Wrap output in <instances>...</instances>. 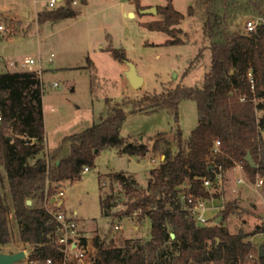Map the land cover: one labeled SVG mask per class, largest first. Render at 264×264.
Returning <instances> with one entry per match:
<instances>
[{
    "label": "trees",
    "instance_id": "obj_1",
    "mask_svg": "<svg viewBox=\"0 0 264 264\" xmlns=\"http://www.w3.org/2000/svg\"><path fill=\"white\" fill-rule=\"evenodd\" d=\"M74 1L66 0L57 9L40 11L39 21L76 16ZM168 1L161 7L165 18L149 22L147 27L170 34L167 44L186 43L185 38L177 36L182 28L170 26L179 23L185 13L175 8L173 0ZM247 10L256 11L262 21L257 29L243 32L235 21ZM188 13L198 15L208 42L206 48L212 53L201 83H178L136 100L123 98L112 103L109 98L106 116L67 135L53 150H47L40 72H0V245L14 240L9 218L13 208L20 224V239L32 248L30 258L43 261L59 255L60 245L54 237L56 221L45 208L46 196L56 193L65 180L81 179L84 167L94 166L104 148L113 147L141 157L152 147L158 149V139L150 146L145 140H132L121 134L128 114L167 110L178 121L181 101L190 98L198 103L199 123L189 136L180 126L177 128L176 149L165 148L162 161L150 171L147 186L123 169L100 174V189L104 176H109L111 182L110 191L101 192L103 214L116 215L112 209L117 201H122L126 205L124 213L140 209L142 217L150 219L152 235L106 245L97 234V264H244L254 259L255 246L248 237L259 230L232 232L226 224L235 208L232 204L226 206L215 223H199L190 208V195L217 197L219 193L204 181L215 179L220 166L224 171L239 162L248 172L264 175V0H194ZM206 48L191 59L185 74L197 66ZM110 49L116 58L127 59L124 49ZM218 140L220 145L216 147ZM248 151L257 166L246 159ZM257 256L264 264V256Z\"/></svg>",
    "mask_w": 264,
    "mask_h": 264
},
{
    "label": "rangeland",
    "instance_id": "obj_2",
    "mask_svg": "<svg viewBox=\"0 0 264 264\" xmlns=\"http://www.w3.org/2000/svg\"><path fill=\"white\" fill-rule=\"evenodd\" d=\"M49 1L0 0V24L5 26L0 29V72L41 69L48 151L59 147L67 135L82 131L106 116L109 98L112 103L123 98L136 100L178 83L199 84L210 67L212 53L209 47L206 48L208 42L203 37L202 23L197 14L188 13L194 0H173L175 8L185 13L179 23L170 25L182 28L177 31V36L187 40L183 44H167L170 34L147 27V23L165 18L161 7L168 0H140L138 3L134 0H88L87 3L75 0L76 16L48 19L42 23L38 16L40 11L57 9L66 2L59 0L52 7ZM149 6H157L158 11H141ZM258 17L256 11L247 10L238 16L235 26L247 32V22ZM111 47L124 49L127 59L116 58ZM203 47L206 49L202 59L185 74L191 59ZM48 56L50 60H47ZM31 57L36 63H26ZM128 61H134L144 76L142 86L132 85L126 73L130 67ZM198 123V103L190 98L181 101L178 121L167 110L129 113L121 134L132 140H145L150 146L158 139L159 148L152 147L143 157L121 153L113 147L104 148L95 165L90 166L81 179L61 182L58 190H65L62 198L65 204L62 202L61 208L76 213L94 248L97 234L106 245H120L130 237L148 239L152 235L150 219L142 217L140 209L132 214L124 213L126 205L122 201H117L112 209L116 215L103 214L101 192L110 191L111 182L109 176H104L100 189V174L123 169L147 186L150 171L162 161L165 148L176 149L177 128L180 126L185 136H189ZM223 172L222 183H215L210 188L219 195L204 198L201 213L208 224H213L223 216L226 206L232 204L235 208L226 218L232 232L259 230L248 237L255 246V257L244 264H262L257 253L259 255L260 245L264 244V183L257 185L256 181L264 179V175L248 172L239 162ZM2 174L5 175L3 171ZM241 177L245 181H240ZM182 196L184 199L185 195ZM9 218L14 240L0 245V249L4 252L27 249L29 255L31 249L20 239V224L13 208ZM14 264H30L29 257Z\"/></svg>",
    "mask_w": 264,
    "mask_h": 264
},
{
    "label": "built area",
    "instance_id": "obj_3",
    "mask_svg": "<svg viewBox=\"0 0 264 264\" xmlns=\"http://www.w3.org/2000/svg\"><path fill=\"white\" fill-rule=\"evenodd\" d=\"M59 0H50L49 6H56ZM261 18L258 17L257 20H249L246 24L247 31L257 29L258 24L261 22ZM0 29H5L3 24H0ZM51 57L48 56L47 60ZM28 64L36 63L34 57L28 58L26 60ZM41 66V60L39 61ZM41 73V69H38ZM3 119L2 112L0 110V122ZM220 141H216V147H219ZM90 170V166H85L83 173ZM223 171L222 166H220V171H216L215 179L206 178L204 184L211 188L215 183L222 182ZM240 181H245L244 178H240ZM257 185H262L264 183L263 178H258L256 181ZM65 195V190L60 189L53 195L46 196L45 208L52 214L56 221L55 230V242L60 245L61 253L56 256H49L45 260L31 259L30 253L28 255V250L26 249L27 256L29 257L30 264H97V260L94 255V246L89 243L87 239L88 236L85 231L82 230L80 221L74 212L69 213L66 209L61 208V203L63 202V197ZM190 201L193 205L190 206L195 218L199 223L207 224V218L201 213L204 209V198L190 195ZM122 224V223H121ZM117 227L120 225L117 224ZM32 249V248H30Z\"/></svg>",
    "mask_w": 264,
    "mask_h": 264
},
{
    "label": "water",
    "instance_id": "obj_4",
    "mask_svg": "<svg viewBox=\"0 0 264 264\" xmlns=\"http://www.w3.org/2000/svg\"><path fill=\"white\" fill-rule=\"evenodd\" d=\"M142 12H157L158 11V7L157 6H149L146 8H143L141 10ZM28 14V13H27ZM129 62V69L126 71L127 76L129 77L132 85L134 87H140L144 84V76L141 75L139 73V70L137 68V64L134 61H128ZM246 159L253 165V166H257L258 164L256 163V161L254 160L253 154L251 153V151H248L247 155H246ZM172 235L175 236V233L172 232ZM94 255L96 260L98 261L100 258V252L98 250V248L94 249ZM27 253H26V249H21L18 250L16 252H3L0 251V264H14L15 262L19 261V260H23L24 258H26ZM259 256L263 257L264 256V244L260 245L259 248Z\"/></svg>",
    "mask_w": 264,
    "mask_h": 264
},
{
    "label": "crops",
    "instance_id": "obj_5",
    "mask_svg": "<svg viewBox=\"0 0 264 264\" xmlns=\"http://www.w3.org/2000/svg\"><path fill=\"white\" fill-rule=\"evenodd\" d=\"M30 14V13H29ZM0 60H2V58L0 57ZM137 68H138V66H137ZM27 69V68H26ZM21 70H23V69H21ZM144 81H145V78H144ZM263 136H264V131H263ZM48 150V149H47ZM224 173V172H223ZM239 179V178H238ZM222 183V182H221ZM215 186V185H214ZM213 186V187H214ZM63 202H64V204H65V199H63Z\"/></svg>",
    "mask_w": 264,
    "mask_h": 264
}]
</instances>
